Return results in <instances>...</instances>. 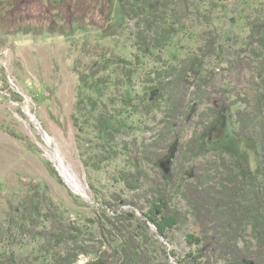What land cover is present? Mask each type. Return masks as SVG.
<instances>
[{"label": "rangeland", "instance_id": "obj_1", "mask_svg": "<svg viewBox=\"0 0 264 264\" xmlns=\"http://www.w3.org/2000/svg\"><path fill=\"white\" fill-rule=\"evenodd\" d=\"M2 1L0 252H12L25 259V263H38L43 240L17 230L23 217L20 210L27 198L39 200L41 210L33 211L37 231L47 227V218L53 216L63 223L94 230L90 225L97 216L95 210L111 193L118 192L131 200L150 192L160 180L176 179L175 185L182 194L184 185H195L197 179L207 184L211 180L212 184L217 183L221 175L234 168L229 158L238 156L250 172L264 166L260 164L264 161V149L260 152L257 140L235 137L239 132L238 111L256 116L253 123L257 129L264 126V112L255 109V100L263 88L259 75L262 58L253 54L249 39L250 23L264 14V0H184L187 10L180 0H168V22L173 23L171 16L178 11L184 12L185 17L174 26L175 32L165 46L158 50L150 48L153 56L139 48L137 34L142 29L141 25L137 26L139 20L117 22L116 14L108 12L107 0ZM208 40L213 42L215 52L204 57ZM194 55L204 58L200 77L210 79L208 86H202V91L188 87L184 92L182 86L173 83L172 103L167 102V96L158 108L156 101H151L148 113L143 110L145 105L137 106L143 96L150 100L156 94L147 88L160 80L158 73L168 69L169 79L176 82L180 63ZM192 79L188 76V81ZM219 89H225L226 103L232 105L227 113L222 107L210 115L215 104L209 97L217 96ZM177 99L182 105L175 120L176 129L167 133L163 121H171V109ZM92 100L96 108L93 106L90 111ZM79 104L85 107V116L75 111ZM103 110L116 127L114 138L109 141L92 128L95 117ZM91 112L95 117H91ZM30 116L64 156L81 181L87 198L72 192L55 170L47 156L46 143ZM85 119L89 126L84 124ZM161 136L163 141L157 153L162 157L157 163L143 166L147 175L144 190L123 191L116 175L129 169L128 152H136V143L149 145ZM196 136L199 152L189 155V140ZM104 143L115 145L119 153L103 162L100 169L87 167L85 161L91 155L105 156L101 152L107 147ZM124 143H127L126 151L122 148ZM221 153L224 160L219 159ZM144 163H147L145 159ZM47 164L54 174L49 172ZM180 194H172L171 205L186 213L190 209ZM130 209L123 206L118 211ZM137 216L141 214L137 212ZM154 232L151 228L150 233ZM187 235L200 236V227L190 213L186 214L184 225L169 232L168 242L153 240V246L142 251L150 264H185L186 255L196 251L195 246L186 242ZM244 236L254 244L250 241V228ZM88 237L81 235L79 240L90 249L98 245V239ZM116 244L119 241L111 242L113 246ZM170 252L175 256L169 257ZM87 259L81 257L79 264ZM217 259L218 256H212L211 264H224Z\"/></svg>", "mask_w": 264, "mask_h": 264}, {"label": "trees", "instance_id": "obj_2", "mask_svg": "<svg viewBox=\"0 0 264 264\" xmlns=\"http://www.w3.org/2000/svg\"><path fill=\"white\" fill-rule=\"evenodd\" d=\"M107 2L109 4L108 12L116 14L117 22L122 23L125 19L134 18L139 20L137 26H142L138 32L139 35L137 34L139 48L150 56H153L150 48L158 50L165 46L175 32L174 26L181 24L185 17L184 12L178 11L177 15L174 13L171 16L173 23L168 22L166 16L168 0H107ZM180 3L187 10L186 1L180 0ZM2 6L3 1L0 0V7ZM249 27L252 52L256 57L262 58L259 75L263 81V88L255 100V109L260 113L264 112V14L261 18L252 21ZM212 45V41L206 43L207 53H203L202 56L206 57V55H212L215 52V46ZM199 57L194 55L180 63L176 82L169 79L171 73L168 69L158 73V77H161L160 80H156L157 83L154 86L147 88L148 91H155L156 94H153L150 100L143 96L140 101H137V106L145 105L143 110L148 113L149 108L152 107L150 106L151 101H156L158 108L163 97L167 96V102L172 103L171 99L174 97L171 95V86L173 83L182 86L184 92L188 87L202 91V86H208L211 81L209 78L201 80V63L204 58ZM175 69L176 67H174ZM188 76L193 78L192 81H188ZM165 79H169V81H165ZM217 92H220L217 96L209 97L211 103L214 101L212 104H215V107L210 110V115L222 107L227 113L232 105L226 103L225 89H219ZM168 93L170 94L168 95ZM200 95L202 96L203 93ZM145 99L148 100V103ZM181 101L183 103L182 99ZM90 105H92L90 111L94 107L96 108L93 100ZM181 105L180 99H177V104H173L171 109V121H163L167 125V133H173L176 129L175 120ZM75 111L84 113L83 116H85V107L80 104L76 106ZM93 115L94 113L91 114V117H95ZM181 115H183L182 112ZM111 118L103 110L95 117L94 127H92L98 135L104 136L106 141L113 137V132L116 129ZM186 118L188 117L186 116ZM236 118L239 123V132L235 134V137H254L261 152L264 149V126L261 125L257 129L253 123L256 116L241 111L236 113ZM210 119L209 117L208 121ZM78 120V118L75 119L76 122ZM84 124H88L87 119L84 120ZM162 141L163 136L149 145L143 142L134 144L136 152L132 151L133 154L128 152L127 166L129 169L118 171L116 175L122 184L123 191L140 192L144 190L143 188L147 185V175L143 166L148 163L150 165L157 163L160 160L162 156L157 151L161 149L159 143ZM174 142L176 143V139ZM189 143V155L198 154V136L189 140ZM104 146L107 147H103L101 152L105 153V156L91 155L85 161L87 167L100 169L103 162L119 153L115 145L110 147L104 143ZM126 146L127 143H124L123 150L127 148ZM260 155L262 156L261 153ZM218 156L222 160L225 158L223 154ZM143 158L147 162L146 164ZM229 159L233 161L234 168H230L227 175L225 174L226 176L221 175L220 179H217V183L212 184L211 180L207 184L197 181V179L195 185H184L182 194L177 190L176 179L160 180L159 185L150 189V192H143L131 200L122 197L118 192L111 193L108 199H102L101 205L95 210L97 216H95L93 225H90L94 230L83 229L68 222L63 223L53 216V218H47V227H42L40 231H37L34 229L37 221L33 211L41 210L40 204L38 205L39 200L34 201L36 198L33 197L27 198L23 203L24 208L20 210L23 217L20 219L17 230L21 234L27 233L32 238L43 240L44 244L39 247L40 257L37 259V264H79L81 257L88 258L84 264H150L142 250H148L153 246V242H159V239L168 242L169 232L178 225H184L186 214L190 213L200 227V236H186V242L190 246H195L196 251L186 255L185 264H211V257L215 255L218 256L217 260H222L224 264H264V166H260L257 171L250 172L239 156ZM47 168L51 174H54L49 164H47ZM258 177H260L259 180ZM202 178H206V175ZM248 184L249 188L246 186ZM174 192L180 194V197L187 202L190 210L186 213L177 211L171 205V197ZM123 206H129L131 209L118 211ZM137 212L141 214L140 217L137 216ZM15 213L18 215L19 212L16 210ZM12 227L10 228L12 229ZM151 228H154V233H150ZM248 228L252 235L250 241H253L254 244H250L244 236ZM81 235L98 239V245L91 247L92 249L83 245V241L79 240ZM116 241H119V244L111 245V242ZM93 254L94 256L90 258V255ZM168 256L174 257L175 255L170 252ZM203 258L204 261H202ZM0 264L30 263H25V259L12 252H0Z\"/></svg>", "mask_w": 264, "mask_h": 264}, {"label": "bare ground", "instance_id": "obj_3", "mask_svg": "<svg viewBox=\"0 0 264 264\" xmlns=\"http://www.w3.org/2000/svg\"><path fill=\"white\" fill-rule=\"evenodd\" d=\"M30 120L33 122L37 132L41 135L44 142L47 146V156L55 166L58 174L61 176V178L64 180L65 184L70 188L72 192H74L77 195H80L81 197L87 198V195L85 193L84 187L79 180V178L76 176V174L73 172L71 167L66 162L64 156L59 152V150L53 145V141L49 139V137L42 132L40 129V125L37 123V121L30 116Z\"/></svg>", "mask_w": 264, "mask_h": 264}, {"label": "water", "instance_id": "obj_4", "mask_svg": "<svg viewBox=\"0 0 264 264\" xmlns=\"http://www.w3.org/2000/svg\"><path fill=\"white\" fill-rule=\"evenodd\" d=\"M40 129L42 130V132H43V133H45V134H46V132H45V131H44V130L41 128V127H40ZM55 170H56V169H55ZM56 171H57V170H56Z\"/></svg>", "mask_w": 264, "mask_h": 264}]
</instances>
